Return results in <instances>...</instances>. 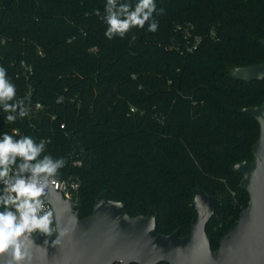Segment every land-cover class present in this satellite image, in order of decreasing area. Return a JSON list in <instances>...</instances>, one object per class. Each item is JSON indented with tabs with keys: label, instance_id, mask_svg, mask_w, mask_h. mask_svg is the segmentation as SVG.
I'll return each mask as SVG.
<instances>
[{
	"label": "trees",
	"instance_id": "obj_1",
	"mask_svg": "<svg viewBox=\"0 0 264 264\" xmlns=\"http://www.w3.org/2000/svg\"><path fill=\"white\" fill-rule=\"evenodd\" d=\"M155 2L156 32L109 40L107 0H0V66L16 98L30 96L15 122L0 106V138L49 139L41 158L65 159L59 172L78 179L80 218L105 190L132 216L155 206L158 232L186 235L203 188L221 200L215 249L249 201L233 166L254 158L260 124L244 108L263 103L264 78L232 68L264 61V0Z\"/></svg>",
	"mask_w": 264,
	"mask_h": 264
},
{
	"label": "water",
	"instance_id": "obj_2",
	"mask_svg": "<svg viewBox=\"0 0 264 264\" xmlns=\"http://www.w3.org/2000/svg\"><path fill=\"white\" fill-rule=\"evenodd\" d=\"M232 74L247 81L262 79L264 61L234 67ZM244 111L260 124L253 160L233 166L243 174L240 185L249 192V201L217 248H212L207 226L221 200L201 187L194 189L191 205L196 212L186 235L178 229L158 232L155 206L147 214L132 216L123 201L110 199L105 190L97 196L92 213L80 218L82 204L54 188L45 198L53 206L57 225L68 228L69 234L53 247L58 233L51 237L33 233L30 264H264V101ZM62 176L58 172L56 179ZM7 260V256L0 257V264Z\"/></svg>",
	"mask_w": 264,
	"mask_h": 264
},
{
	"label": "clouds",
	"instance_id": "obj_3",
	"mask_svg": "<svg viewBox=\"0 0 264 264\" xmlns=\"http://www.w3.org/2000/svg\"><path fill=\"white\" fill-rule=\"evenodd\" d=\"M164 11L157 8L155 0H137L134 6L107 0L103 17L107 25L105 36L109 40L115 36L123 38L130 29H143L146 23L149 32H156L159 22L155 17ZM96 14L100 15L99 10ZM28 100L30 96L16 98V87L7 77L6 69L0 66V106L8 113L6 121L15 122L17 116H28L25 103ZM44 150L45 143H36L30 136L16 139L5 132L0 138V208L3 209L0 211V257L7 256V264H30L33 233L47 237L58 233L52 241L53 247L69 234L66 227H53V212L46 209L44 199L58 187L56 176L66 161L50 155L41 158Z\"/></svg>",
	"mask_w": 264,
	"mask_h": 264
},
{
	"label": "built area",
	"instance_id": "obj_4",
	"mask_svg": "<svg viewBox=\"0 0 264 264\" xmlns=\"http://www.w3.org/2000/svg\"><path fill=\"white\" fill-rule=\"evenodd\" d=\"M200 41H201V37L200 36H196L193 46H191L189 48L190 49L195 48ZM35 106L37 108H40L42 106V104L40 102H37L35 104ZM61 126L65 127V124L62 123ZM14 130H15V132H18V129H14ZM41 141L46 143L47 141H49V139H45L44 138ZM76 163L80 164L81 161L78 160V161H76ZM56 181H57V184H58V187H56V188L61 189L62 191H64L65 194L68 197H72L74 199V202H79L78 199H77L78 188H79V181H78L77 178H75L73 175H70L68 177L62 176L61 180L56 179ZM1 187H2V185H1ZM44 199H45L46 209H50L53 212V227L56 228L57 227V223H56L55 214H54V211H53V206L45 197H44ZM116 263H121V262H115L114 264H116Z\"/></svg>",
	"mask_w": 264,
	"mask_h": 264
}]
</instances>
